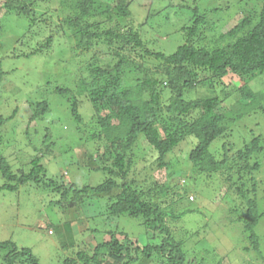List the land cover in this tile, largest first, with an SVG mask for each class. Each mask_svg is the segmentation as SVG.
<instances>
[{"label":"trees","instance_id":"16d2710c","mask_svg":"<svg viewBox=\"0 0 264 264\" xmlns=\"http://www.w3.org/2000/svg\"><path fill=\"white\" fill-rule=\"evenodd\" d=\"M255 1L261 2L259 8L249 6L254 0H238L243 16L233 27H226L224 16L215 21L212 16L229 10V5L225 8L218 4L211 10H203L199 4L192 7V24L182 28L184 42L173 52L166 53L146 47L140 30L135 29L130 22L131 0H63L64 6L68 5L69 8L62 22L63 29L76 38V52L81 50V53H87L98 43L107 44L110 52L107 64H101V58H95L93 63L87 65V71L80 74L75 91L57 87L56 93L69 98L72 130L83 122L80 108L88 105V100L92 101L93 111L98 112V117L93 115L92 119L100 129L97 132V128L92 125L91 131L96 132L92 134L93 140L97 139L102 144L110 142L121 153L113 159L111 167L100 168L109 176L97 185L85 184L81 187L73 182L66 188L64 175L58 173L51 176L48 186H54L66 200L72 194L73 200H78L80 195L90 193L107 198L111 200L107 209L108 216H132L146 227L151 236L160 238L158 243L140 246L139 240L129 242V235L124 232H119L125 235L124 239L111 233L112 239L99 243L92 256L85 252L80 254V260L84 264H103V258L106 257L119 264H157L155 260H159L158 264H207L205 257H196L195 260L188 258L184 241L178 236V232L172 231L168 222L169 218L179 220L186 213L197 211L188 205L179 209L175 206L176 200L182 203V200L187 199L183 190L178 189L171 198L172 201L162 205L144 198L145 192L134 186L136 179L131 176V171L136 163L133 157H129V151L141 137L150 144L160 167H169L168 155L174 152L183 139L192 138L195 147L189 153V160L195 169L193 176L187 179L196 182L199 177L196 174H204L203 179L218 174L224 177L228 188L235 189L241 200L229 212L238 215L232 221L239 223V230L243 235L246 234L243 238L249 241L250 245L245 246V250H255L261 254V236L257 228L264 219V196L262 198L260 195L259 180L255 173L263 166L261 156L264 155V132H256L254 128L248 129L247 126L251 118L258 121V126L264 123V88H260L261 82H264V0ZM37 2L38 0H7L2 4L9 13L15 12L20 17L28 18L32 25L33 22L36 23L37 13L33 8ZM3 29L0 26V31ZM207 31L212 32L210 38ZM51 41L52 38L49 37L46 45H50ZM43 47L41 45L31 52L21 53L18 47H14L12 54L13 57L31 56L41 53ZM132 53L141 58V64L131 56ZM150 59L157 62L156 69L146 68ZM129 67L140 68L143 77L131 83L127 78ZM5 75L1 59L0 84ZM228 77L230 79L226 81ZM164 82L166 87H163ZM197 86H207L214 94L187 98V93ZM166 90L171 94L167 103L163 101ZM234 96L236 99L233 100ZM99 99L107 102L109 111L106 114H101L97 105ZM30 105L33 107L30 119L36 121L48 113L51 102L45 99ZM19 109L17 106L10 115L0 113V131L17 118ZM164 116L174 120L170 128L163 124ZM190 116L192 118L186 121ZM237 122L246 126L244 135L247 133V136L237 149V141L223 142L219 148L223 152L221 154L214 145L228 138L234 132L233 125ZM159 127L163 128L165 136H162ZM25 133L33 151H36V155L31 157L32 167L21 174L15 173L12 163L0 151V175L5 180L0 184V191L16 192L33 181L44 183L47 187L41 173L45 171V160L53 161L49 155L54 151V141L51 136L46 135L40 147L33 143L29 128ZM80 143L82 141H78ZM74 151L75 147L72 145L60 155L72 152L65 158V165L77 166L79 172L82 167L80 161L74 162ZM247 176H251L252 188L247 187ZM235 178L236 184L232 183ZM181 187L185 188L183 184ZM170 190L171 186L166 185L162 194L166 195ZM184 192H187L186 188ZM73 203L71 201L69 204ZM213 254L218 258L215 252ZM0 256L4 264H18L24 257L28 258V264H39L31 249H20L11 241H0ZM219 259L212 264H221L222 257ZM65 264H79V261L68 258Z\"/></svg>","mask_w":264,"mask_h":264},{"label":"rangeland","instance_id":"374dc122","mask_svg":"<svg viewBox=\"0 0 264 264\" xmlns=\"http://www.w3.org/2000/svg\"><path fill=\"white\" fill-rule=\"evenodd\" d=\"M4 1L7 2L0 0V26L4 28L0 31V60H3L6 75L0 84V113L10 115L17 106L20 109L17 118L0 131V151L12 163L15 173L21 174L31 169V157L36 155L30 140L26 137L27 128L33 136L34 144L40 146L44 136L49 135L55 147L53 153L49 155L53 161L42 162L45 171L41 176L45 178L47 187L44 183L33 181L16 192L0 191V241H11L20 249H31L39 264H65L68 258H75L79 264H84L80 260V254L85 252L92 256L94 248L99 243L112 239L111 233L124 239L125 235L119 234L124 232L129 235V242L139 240L140 246L158 243L160 238L151 236L146 227L132 216L116 218L108 216L107 209L111 200L91 193L80 195L78 200H73L72 194L71 200H66L54 186H48L51 176L58 173L64 175L66 188L73 182L81 187L85 184L97 185L109 176L100 168L111 167L113 159L121 153V150L113 147L110 142L102 144L97 139L93 140L92 134L96 132L91 131L92 125L97 128L95 131L98 132L100 129L92 119L93 115L95 118L98 117L97 110L93 111L92 101L88 100V105L80 108L83 122L81 126L72 130L73 118L69 114L67 100L69 98L61 97L55 90L62 87L75 91L80 74L87 71L89 63H93L95 58H101L100 63L107 64L109 47L107 44L98 43L87 53H81V50L76 52V38L63 29L62 22L68 13L66 11H69L68 5L64 6L62 3L63 0H38L33 8L37 13L36 23L33 22L32 25L29 24L28 18L20 17L15 12L9 13L7 7L2 4ZM198 4L203 10L205 8L211 10L218 4L225 8L229 5L230 9L224 13L212 15L214 21L224 16L226 27H233L243 16L238 0H131L130 22L135 29L140 30L146 47L154 51L171 53L184 42L182 28L192 24L194 18L192 7ZM254 5L259 8L261 2L254 0L249 6ZM31 16L35 17L33 13ZM207 36L210 38L212 32L207 31ZM49 37L52 41L47 46L46 41ZM41 45L44 46L41 53L13 57L14 47H18L21 53L31 52ZM131 56L136 58V62L142 63L141 58L135 57V54L132 53ZM156 65L157 62L150 59L146 63V68L156 69ZM139 69L134 67L127 69L129 74L127 78L131 83L143 77L144 74ZM229 79L228 77L226 81ZM262 79L264 80V76ZM163 87H166L165 82ZM260 88H264V82H261ZM209 93L214 94L207 86H197L188 92L186 97L204 96ZM170 96L166 90L163 101L167 103ZM45 99L51 102L48 113L39 120L31 121L33 107L30 104L34 105L36 101ZM97 103L102 115L109 111L105 100L99 99ZM191 118L192 116L188 117L186 121ZM162 119L167 128H170L171 122L174 121L167 116ZM249 121L248 129L254 128L256 132H264V127H260L264 126V123L258 126L257 120L251 118ZM233 126L234 132L228 138L218 141L214 145L215 149L219 151L226 140L237 141L238 146L235 149L241 146L242 139L247 136V133L244 135L246 126L242 122H237ZM159 130L162 136H165L163 128L159 127ZM78 141L82 143L78 144ZM72 145L75 147L74 162L80 161L82 167L79 172L77 166L65 165V158L72 152L60 155ZM194 147L195 141L192 138L183 139L167 157L170 166L160 167L150 144L141 137L136 146L129 151V157H133L136 163L131 171V176L136 179L134 186L145 192L144 198L160 202L162 205L170 203L178 189L183 190L182 193L187 199L182 200V203L176 200L175 206L179 209L188 205L197 211L188 212L179 220L169 218L168 222L172 231L178 232V236L184 241V250L190 260L205 257L207 259L205 262L212 264L222 257L221 264H264V219L257 228L261 236V254L255 250H245V246L250 245L249 241L243 238L246 234L243 235L239 230V223L232 221L236 214L229 212L230 208H235L241 203L235 189H229L224 177L219 174L206 179H203L204 174H196L199 176L196 182L187 179L193 176L195 169L189 160V153ZM261 158L263 166L255 175L259 180L260 195L263 198L264 155ZM247 177V187L252 188L251 176ZM57 178L62 180L59 176ZM236 180L237 178L232 183L236 184ZM4 182L0 175V184ZM182 184L186 188V193L185 188L181 187ZM166 185L171 186V190L165 195L162 194V189ZM57 201L63 203H54ZM71 201L74 203L69 204ZM214 252L218 258L214 256ZM107 258L109 257L103 258V264H119ZM27 260L28 258L24 257L18 264H28ZM155 262L158 264L159 260ZM0 264H4L1 256Z\"/></svg>","mask_w":264,"mask_h":264}]
</instances>
